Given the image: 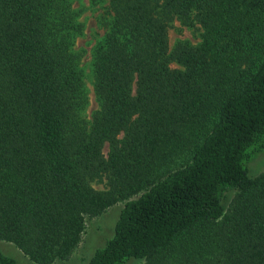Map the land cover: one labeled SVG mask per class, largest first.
Masks as SVG:
<instances>
[{"label": "trees", "instance_id": "trees-1", "mask_svg": "<svg viewBox=\"0 0 264 264\" xmlns=\"http://www.w3.org/2000/svg\"><path fill=\"white\" fill-rule=\"evenodd\" d=\"M77 2L0 0V241L65 261L124 202L87 264H264V0H108L89 120Z\"/></svg>", "mask_w": 264, "mask_h": 264}, {"label": "rangeland", "instance_id": "rangeland-1", "mask_svg": "<svg viewBox=\"0 0 264 264\" xmlns=\"http://www.w3.org/2000/svg\"><path fill=\"white\" fill-rule=\"evenodd\" d=\"M108 0H100V3L94 8L89 6V0H79L76 7L85 8L81 21L84 23V35L76 42V48L84 51V57L81 62L82 70L85 74L88 103L84 116L89 120L92 114L98 109V104L93 93L90 80V51L95 43L103 35L100 27L99 17L106 13ZM105 17V16H102ZM168 40L170 48L179 41H186L190 45H198L201 42V29L199 27L187 28L181 26L177 21L174 22L168 31ZM171 68L181 69L172 64ZM108 146L103 149L104 155H107ZM249 174L252 177L258 176L264 172V148L255 155L248 164ZM95 190L103 191L107 189L106 180H96L91 183ZM124 202H119L98 217L86 218L85 230L77 248L65 261L55 264H87L96 250L104 247L107 240L113 235L114 225L123 208ZM1 251L16 260L17 264H34L28 260L15 246L10 243L0 241ZM128 264H141V261H130Z\"/></svg>", "mask_w": 264, "mask_h": 264}]
</instances>
